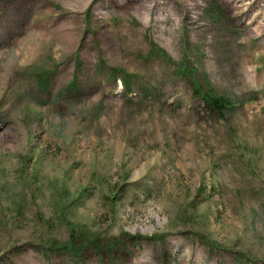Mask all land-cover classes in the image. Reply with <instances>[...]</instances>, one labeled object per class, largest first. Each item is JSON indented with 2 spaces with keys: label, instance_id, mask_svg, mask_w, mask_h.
I'll return each instance as SVG.
<instances>
[{
  "label": "rangeland",
  "instance_id": "rangeland-1",
  "mask_svg": "<svg viewBox=\"0 0 264 264\" xmlns=\"http://www.w3.org/2000/svg\"><path fill=\"white\" fill-rule=\"evenodd\" d=\"M0 264H264V0H0Z\"/></svg>",
  "mask_w": 264,
  "mask_h": 264
},
{
  "label": "trees",
  "instance_id": "trees-1",
  "mask_svg": "<svg viewBox=\"0 0 264 264\" xmlns=\"http://www.w3.org/2000/svg\"><path fill=\"white\" fill-rule=\"evenodd\" d=\"M176 71V73L183 75L184 77L190 78L191 76L189 74H185V71L182 69H177ZM191 87L193 94L201 100L203 106L210 112L223 115L225 111L233 108L231 101L227 98L217 95L211 89H204L198 82L191 81Z\"/></svg>",
  "mask_w": 264,
  "mask_h": 264
}]
</instances>
